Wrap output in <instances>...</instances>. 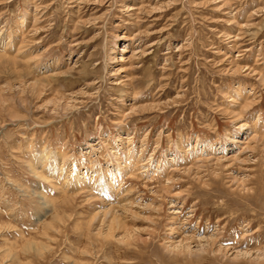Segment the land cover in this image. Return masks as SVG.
Masks as SVG:
<instances>
[{"label":"rangeland","instance_id":"obj_1","mask_svg":"<svg viewBox=\"0 0 264 264\" xmlns=\"http://www.w3.org/2000/svg\"><path fill=\"white\" fill-rule=\"evenodd\" d=\"M0 264H264V0H0Z\"/></svg>","mask_w":264,"mask_h":264},{"label":"bare ground","instance_id":"obj_2","mask_svg":"<svg viewBox=\"0 0 264 264\" xmlns=\"http://www.w3.org/2000/svg\"><path fill=\"white\" fill-rule=\"evenodd\" d=\"M80 185V184H79Z\"/></svg>","mask_w":264,"mask_h":264}]
</instances>
